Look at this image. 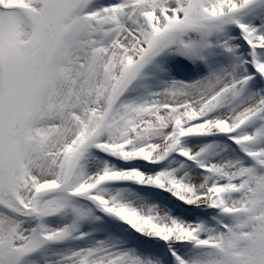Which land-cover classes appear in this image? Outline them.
<instances>
[{
  "label": "snow or ice",
  "instance_id": "6c2138e0",
  "mask_svg": "<svg viewBox=\"0 0 264 264\" xmlns=\"http://www.w3.org/2000/svg\"><path fill=\"white\" fill-rule=\"evenodd\" d=\"M0 264H264V0H0Z\"/></svg>",
  "mask_w": 264,
  "mask_h": 264
}]
</instances>
